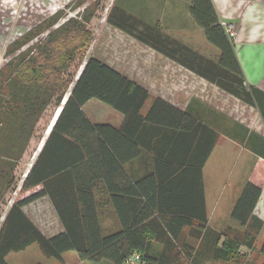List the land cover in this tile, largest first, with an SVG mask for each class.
I'll list each match as a JSON object with an SVG mask.
<instances>
[{
    "label": "crops",
    "instance_id": "obj_1",
    "mask_svg": "<svg viewBox=\"0 0 264 264\" xmlns=\"http://www.w3.org/2000/svg\"><path fill=\"white\" fill-rule=\"evenodd\" d=\"M210 2L219 22L235 27L234 54L241 67L245 87L253 91L258 108L248 107L245 114L232 110L239 113L234 116L223 108L211 109L200 105L195 99H189L183 108H179L174 102L160 98L203 126L204 130L198 128L199 132L193 136L184 134L185 128L197 126L191 123L189 117H182L177 112L155 117L143 127L134 118L126 124L122 115L104 104L98 109L96 102H90L93 109L87 110V116L82 109L90 123L93 119L98 122L92 124L120 129L118 134L105 131L111 152L102 168L101 181L94 195L100 231L106 236L125 228L130 230L126 246H140L144 242L150 264H158L159 261H175L176 264L178 261L185 264L191 261L194 264L193 261L198 262L200 249L212 250L221 246L222 239L217 244L215 235L227 228L240 233L247 228L258 230L256 237L264 232V122L261 118L264 114V0ZM114 8L113 20L124 14L144 31L154 26L160 28V31H151L156 33L152 35L156 39L171 43L181 41L191 50L195 48L190 43L200 41L204 48L214 49L218 54L206 42L203 30L191 16L190 0H114ZM184 73L190 74L185 69ZM129 79L142 87L136 80ZM149 105L147 103V107ZM59 112L60 109L53 124ZM94 113L101 114L100 120L92 118ZM125 126L126 129L123 128ZM51 128L40 145L32 148L33 156L25 175L36 162ZM208 130L217 135V141L200 170L199 151L204 144L203 139L210 135ZM114 150L118 153V161L111 156ZM28 151L29 147L22 158ZM216 151L217 177L211 178L207 176V167ZM237 158L242 162L240 166L235 164L240 176L225 178L227 161L231 171V161ZM247 185L261 190L251 216L262 217L259 220L263 219V223L259 225L251 217L253 221L243 228L231 215ZM44 198L49 201L60 225L57 234L65 229L82 234V212L73 193L69 201L64 196L58 202V213L50 199ZM205 217L207 232L199 236L196 226ZM172 249L175 254L170 252ZM188 250L191 254L189 261ZM177 251L179 255H176ZM65 254L61 256L62 262ZM71 259L73 262L79 260L76 253Z\"/></svg>",
    "mask_w": 264,
    "mask_h": 264
},
{
    "label": "trees",
    "instance_id": "obj_2",
    "mask_svg": "<svg viewBox=\"0 0 264 264\" xmlns=\"http://www.w3.org/2000/svg\"><path fill=\"white\" fill-rule=\"evenodd\" d=\"M114 12L113 7L107 17V22L111 26L149 45L153 50L177 62L245 105L258 108L253 91L245 87L242 70L234 54L233 43L227 38L220 25L210 0H190V14L198 27L203 30L206 42L218 51L216 62L203 58L184 46L178 48L190 59L184 61L186 56L181 59L174 54H169L161 48L159 43L165 40L155 39L152 36L156 33L151 31H160V28L154 26L147 31L134 30L135 22L131 17L122 14L118 20H113ZM90 20V16L85 17V24ZM73 24L79 25L75 20H67L61 26L63 30L57 31V34H53L51 38L43 39L32 54V48L25 52L23 55H29V60L27 62L23 59L18 60V64L27 63L26 70L21 74H13L15 71L11 69L3 78L0 76V202L14 185L15 168L28 147L37 122L53 100L59 105L62 103L63 95L71 87L65 103L58 107L61 109L60 113L36 162L22 182L21 191L38 187L40 190L16 201L4 217L0 227V264H7L6 257L10 253H19L33 244L39 247L44 258L61 262L63 254L74 252L81 262L122 264L132 252H138L143 260L150 264L144 250V242L140 246H126L125 240L130 236V230L125 228L119 233L106 236L100 231L94 195L101 181L102 168L111 152L105 131L110 130L118 134L120 129L90 123L82 112V107L89 100L95 99L121 114L125 123L134 118L143 127L146 122L168 112H177L182 117L189 116L187 113L174 109L160 98H152L140 85L94 58H89L85 62L75 82L63 80L61 75L69 68L68 63L72 62L76 51L88 45L90 41L89 33L85 32L84 41L80 45L75 38L78 34L81 35L84 29L77 28ZM69 36L73 37L72 40L79 43L80 47L73 45L66 51L62 48L60 54L53 52L56 45L62 40L66 41ZM30 37H33V34L31 36L26 34L21 41L12 43L7 54L22 49L28 44ZM152 38L155 43L148 44ZM45 46H48L47 49L44 48ZM39 59L43 60L40 65ZM28 69H30L29 72ZM147 103H150L148 107ZM189 118L197 127H191V125L186 127L184 134L193 136L199 132L198 128L204 130L203 126ZM261 118L264 122V114H261ZM123 128L126 129V126ZM208 134L210 135H206L203 139L204 144L199 151L200 170L217 141L216 134L209 130ZM111 156L114 161H118L119 156L116 150ZM71 193L75 195L82 212V234L65 229L62 233L46 238L22 211L30 203L47 197L58 213V202L60 203L64 196L69 201ZM260 195L261 190L251 185H247L243 190L231 215V218L241 227L246 228L252 220L251 217L262 225L261 220L251 216ZM206 224L207 217L196 226L199 236L204 231L207 232ZM238 233L240 232L227 228L215 235L217 244V241L222 239L221 246L212 250H203L210 251L215 261L228 262L240 248L247 250L253 248L258 230L250 231L247 228L245 232H242L241 240L237 236ZM260 250L263 255L262 264H264V239ZM170 252L175 254L173 249ZM179 253L177 251L176 255ZM190 255L188 250L187 260L190 259ZM157 263L176 264L175 261ZM178 264L185 263L178 261Z\"/></svg>",
    "mask_w": 264,
    "mask_h": 264
},
{
    "label": "rangeland",
    "instance_id": "obj_3",
    "mask_svg": "<svg viewBox=\"0 0 264 264\" xmlns=\"http://www.w3.org/2000/svg\"><path fill=\"white\" fill-rule=\"evenodd\" d=\"M113 7L114 0H0L1 78L6 76L7 72L11 69L15 71L13 74H21L22 71H25V65H27V63H23L24 65L21 63L18 64V60L20 59H23L24 62L29 60V55L23 54L31 48L32 54L34 49L43 42V39L46 37L51 38L53 34H57V31L63 30L61 26L64 25L67 20L71 19L79 24H73L75 27H83L84 29V32L81 35L78 34L75 40L79 41L81 45L84 41L85 32H87L89 33L90 41L88 45L82 46L76 51L72 62L68 63L69 68L61 75L63 80L75 82L85 62L89 58H94L103 64H109V67L116 68L127 77L136 80L148 91L152 98L158 97L166 101L174 102L179 108H183L186 102L195 99L196 102H200V105L210 107L211 109H217V107L223 108L225 112H232L234 116H238L239 113L232 110H238L243 114L249 110L247 108L250 106L245 105L233 96L221 91L215 85L210 84L206 80L185 69L177 62H173L171 59L153 50L149 45H145L131 35L111 26L107 22V17L113 10ZM88 16L91 17V20L85 24L84 18ZM133 27L134 30H142L136 24H133ZM26 34L29 36L33 34V37L28 39L30 40L29 42L27 41L28 44L22 49H18L15 53L10 52L7 54V50L11 44L17 40L21 41ZM71 35L74 36V34ZM70 36L66 41H60L55 49H53V52H58L60 54L62 48L66 51V49H69L73 45H79V43L73 41V37L70 38ZM180 42L175 41L171 43L161 41L159 43L161 44V48L165 49L169 54H174V56L181 59H183V56H186V58L183 59L184 61L190 59V57L178 48L179 46H183ZM151 43H155L153 38L148 44ZM190 44L195 48L193 49L195 51H192L197 55L213 62L217 61L218 54L214 49H210L206 46L204 48L203 43L200 41H192ZM47 47L45 46L44 48L47 49ZM42 62L43 60L39 59V65L42 64ZM110 64L112 65L110 66ZM17 65L21 67L18 68ZM184 69L190 72V74L184 73ZM29 71L30 69H28V72ZM185 76H187V78H185ZM70 89L71 87L65 92V95H63L64 99L60 105L65 103V100L70 94ZM90 102H96L99 107L98 109L102 108L101 106L103 104L101 102L94 99L90 100L82 108L85 114H89L88 111H92L93 109ZM60 105L53 100L36 124L33 136L28 144L29 151L26 153L27 155L25 158L20 159L15 168L14 185L9 192L5 194L2 202H0V227L12 204L40 190L38 187L27 191H21V186L24 176H26L28 164L33 156L31 150L35 146L38 147L41 143V139L46 137L60 109L58 108ZM92 118L100 120L101 114L94 113ZM91 121L92 123L98 122L93 119H91ZM241 163L239 158L235 161L232 160L230 165L232 169L230 171L228 160V165L224 174L225 178L233 179L234 176H240L235 168V164L240 166ZM207 176L211 178L214 176L217 177V151L207 167ZM22 211L43 235L50 237L59 232L60 225L47 199L40 198L24 207ZM237 236L241 240V238H243V233H238ZM262 238H264V232H262L259 237L255 238L251 250L240 248L235 256L228 262L215 261L210 251L202 249L198 251V262L193 263L262 264L263 255L260 250ZM72 256H74V252L65 254L64 262L56 259H46L43 257L39 247L33 244L19 253H10L6 257V262L7 264H91L79 260L73 262L71 259Z\"/></svg>",
    "mask_w": 264,
    "mask_h": 264
},
{
    "label": "built area",
    "instance_id": "obj_4",
    "mask_svg": "<svg viewBox=\"0 0 264 264\" xmlns=\"http://www.w3.org/2000/svg\"><path fill=\"white\" fill-rule=\"evenodd\" d=\"M220 25L222 26L227 38L234 43L236 41V30L235 27L233 25L230 24H226L223 22H220ZM262 218V217H260ZM259 218V219H260ZM263 220V219H262ZM261 220V221H262ZM263 222V221H262ZM122 264H147L140 253L138 252H132L125 260ZM186 264H192V262H188Z\"/></svg>",
    "mask_w": 264,
    "mask_h": 264
},
{
    "label": "flooded vegetation",
    "instance_id": "obj_5",
    "mask_svg": "<svg viewBox=\"0 0 264 264\" xmlns=\"http://www.w3.org/2000/svg\"><path fill=\"white\" fill-rule=\"evenodd\" d=\"M91 100H93V99H91ZM95 100V99H94ZM90 101V100H89ZM88 101V102H89ZM96 101H98V100H96ZM100 102V101H99ZM102 103V102H101ZM103 104V103H102ZM105 105V104H104ZM107 106V105H106ZM109 107V106H108ZM111 110H113L111 107H109ZM114 112H116L115 110H113ZM116 113H118V112H116ZM119 114V113H118ZM121 115V114H120Z\"/></svg>",
    "mask_w": 264,
    "mask_h": 264
},
{
    "label": "water",
    "instance_id": "obj_6",
    "mask_svg": "<svg viewBox=\"0 0 264 264\" xmlns=\"http://www.w3.org/2000/svg\"><path fill=\"white\" fill-rule=\"evenodd\" d=\"M66 101V100H65ZM61 110V109H60Z\"/></svg>",
    "mask_w": 264,
    "mask_h": 264
}]
</instances>
